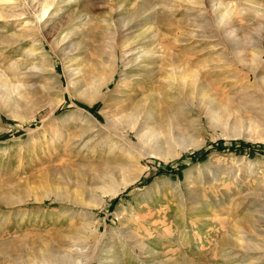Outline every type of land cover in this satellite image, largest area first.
Wrapping results in <instances>:
<instances>
[{"label":"rangeland","instance_id":"obj_1","mask_svg":"<svg viewBox=\"0 0 264 264\" xmlns=\"http://www.w3.org/2000/svg\"><path fill=\"white\" fill-rule=\"evenodd\" d=\"M231 2L224 19L234 45L211 0H0V13L25 16H0V71L14 82L0 106V264H24L15 258L48 247L68 253L54 264H264V0ZM41 3L50 4L45 15ZM127 47L165 58L155 66L158 83H146L158 89L188 72L192 96L168 108L159 89L157 110L170 109L160 110L159 129L169 142L119 171L121 150L100 141L120 144L116 126L99 128L88 116L105 124L103 113L114 114L124 91L116 88L131 71ZM209 59L228 62L216 80ZM66 65L100 79L113 70L97 89L108 101L89 105L93 84L73 88ZM24 80L35 88L20 87ZM212 104L218 118L206 111Z\"/></svg>","mask_w":264,"mask_h":264},{"label":"bare ground","instance_id":"obj_2","mask_svg":"<svg viewBox=\"0 0 264 264\" xmlns=\"http://www.w3.org/2000/svg\"><path fill=\"white\" fill-rule=\"evenodd\" d=\"M211 1L213 2V3H211V5L209 4V6L211 8V12H212L213 15H215V17L217 19L216 22H218V25L219 24H222V27H220V28H223V29L220 30L221 33H226L225 35L228 38L229 42H231L232 44L235 43L237 39H236V37H234V34H233L234 29L232 27L228 28V26L230 25V24L228 25V23H230L231 20H227L228 18L227 19H224L225 16L226 17L229 16L230 15L229 12L232 11V7H231V3L232 2H231V0H211ZM41 5H42V9L40 10V13L42 15H45L46 12L48 11V8H49L48 6L50 4L48 5V4L41 3ZM227 13H229V15ZM1 15L2 16L4 15L5 17L7 16V17H10V18H14V19L15 18L16 19H21V18L25 17L23 12H21V13H15L14 11H10V12L7 11L4 14L0 13V16ZM200 21H201V19H200ZM27 26H25V27H27ZM29 28H31V27H28L27 28V31H33V28H31V29H29ZM34 34L35 33H33V32L32 33H29L28 32V33H26V35L25 34H22V35L24 37H31ZM225 35H224V37H225ZM143 38H144V41H146V42L147 41L148 42L150 41V38L148 40L146 39L148 37H143ZM153 38H154V36L151 37V40ZM60 41H62V40H60ZM51 43L54 44L53 42H51ZM162 44H165V43H162ZM168 45L170 46V44H168ZM58 46H59V44H58ZM58 46H56V47L58 48ZM163 46H165V45H163ZM65 49L66 48H62L61 49V52L64 53V50ZM126 49H130V50H127V52H128L127 55L128 56L129 55L133 56L132 58H129L126 61L127 64H130L131 71H129L126 74V77L121 80V84L118 85L117 88H116V89H118L120 87H124V91L123 92L122 91H119V92H122V95H121L122 98L119 99V100H117V101L115 100L116 102L114 103V105H112V109L114 110V112H113L114 114H110V113L107 114L105 112L103 113L105 115V119H106V123L105 124H101L100 123V120L94 114H89V116H88L89 119H91V121H93L92 123H94L99 128L106 127L109 124H114L116 126V129L118 130V135H119V137L122 140V142L120 143V141L118 140L119 137L118 138L116 137L117 140H118V142L120 144L117 145V141L115 142V140H113L111 137H109V138H106L105 137L104 140H100V141H101V145H107L108 144L109 145V148H112V150L113 149L115 150V148H119L121 150V152H122L121 153L122 154L121 160H120L119 163L117 162L119 165L116 166V170H119V171H121V170L122 171L123 170L127 171V169L128 168H131V167L134 168V166L138 162H140V160L146 154H149V153H156V154L159 153L160 154V152L166 147L165 144L167 142H169L168 138H163L162 137V135L160 134V129H159L160 124H161V121H160V113L163 112L162 110H164L166 112H168L170 110V109H160L162 112H160V110H157V108L160 106V98H158V96H157L159 89L160 90L163 89L162 92L164 94L161 93L162 95H165V101H163V103H165L167 107L169 106L168 108H170V106H172L173 101L176 98H180V97L183 96V97H186V98L190 99V97L192 96V94H191L192 93V90H191L192 85H190L187 82L188 80H186V78H188V77L185 76L188 72H186L185 75L183 74L184 72L181 73V74H179L180 82L178 80H176V79H174V82L173 83H172V81L170 82V83L174 84L175 86L178 83H180L176 87H174L172 84H168V85H164V86L159 85L158 86V89H157L156 87H153V85H151L149 83H146L145 79H148V80H153L154 79L155 81L159 79L156 76V73H157V70H156L157 69L156 68L157 67V63H158V61H161V60H163L164 62L166 61L165 58L164 59L162 58V54L161 53H158V54H155L154 53L153 54L152 51H150V50L149 51L148 50L147 51H144V50L142 51L141 50L139 52H136V51H134L135 48H132L131 49V48H128L127 47ZM137 50H138V48H137ZM41 55L45 56L46 54L45 53L44 54L42 53ZM64 55H66V54H64ZM134 55H136V57H134ZM213 60L214 59H209L208 60V62H212V63H211V68L209 69L210 71H208L207 75L209 77L211 76V77H214V78L215 77H218V76L221 77V75L223 74L224 70H226V68H227L228 62L225 63V61H222L220 59H217L216 62H213ZM138 61H140V62H138ZM176 61H178V60H176ZM75 64H76V62H75ZM168 64H169V62H168ZM170 65H171V63L169 64V66ZM70 66L67 67V65H66L65 68H67V69H65V71L67 73L66 77L69 78V81L70 80L72 81L73 88H76V89H79L80 90V89H83L85 86L86 87L89 86V90H90L91 89L90 86L93 84L91 91H89V92L87 91L86 92L85 90H82V91H85L87 93L85 95V97H86V101H87V103L89 105H91V104L94 105L96 99H98V98H100L101 101H104V103H106L108 101V99H107L108 97L106 98L105 95L99 94L97 89H99L101 87L107 88L109 82L112 81L113 78H115L114 77V71L113 70H112V72L110 74H108V76H105L104 79H100L102 77V76L100 77V75L102 73H98L99 75H94L95 72L92 73V69L88 70V69H85V68L81 67L80 65H77L73 69H71ZM35 67L36 66H34V68ZM163 67H164V65H163ZM171 67H172V65H171ZM97 69L99 70V68H97ZM254 69L253 70H254V73H255L257 71V69L256 68H254ZM28 71L29 70H27V72ZM93 71H95V70H93ZM188 71L190 72L191 70L188 69ZM3 72H5V71H3ZM165 72H167V71H165ZM173 72H175V69L174 68H173V71H170V73H169L170 75L168 74V76L171 77V75H172ZM14 74L15 75H18L20 78L24 77L27 80H29L30 78H32L31 75H25L23 72L21 73L19 71V69L18 70L16 69L15 72H14ZM22 75H24V76H22ZM35 75L37 76V74H35ZM36 76H33V77H36ZM256 76L258 78V74ZM260 77L262 78V76H260ZM261 78H259V79H261ZM27 80H26V82L24 80L23 83H20V85L18 83L17 84L20 87L21 86L23 87V85H24L25 88H28V89L29 88H31V89L35 88V85H29L28 82H27ZM214 80H216V78ZM169 81H170V79H169ZM191 81H189V82H191ZM156 82L158 83V81H156ZM176 82H178V83L176 84ZM13 83L14 82L11 81V78H9V77L6 78L5 73L3 74L0 71V106L1 107L4 104L3 99H5V98H3V97H6V96L8 97L9 95H11L10 94L11 92L9 90V88H10L9 86L11 84H13ZM263 83H264V76H263ZM226 85H228V84H226ZM93 86H95L96 88L93 87ZM60 87H61L60 89H62V85ZM205 87H206V85L204 84V81H203L202 84H200V89H202V93L200 92V94L204 95L203 93L206 92V91H204L205 90ZM214 87H216V86H214ZM45 89L51 90V88L49 86H44V90ZM64 89L68 90L70 88L69 87L68 88L65 87ZM166 89L168 91L167 92L166 91L164 92V90H166ZM208 90H210V89H208ZM177 92H178V94H177ZM180 93L183 94V95H180ZM63 95L64 94H61L60 95L61 96V100L64 99L63 98ZM206 95H207V93H206ZM210 95H213V94L211 93ZM261 95L264 96V88H263V92L261 93ZM7 97H6V99H7ZM215 98L212 99V100H217ZM206 101H208V100H206ZM210 101H211V99H210ZM211 103H214V101L211 102ZM216 103H214V104H216ZM218 105H219V103H218ZM217 106H213V104H212L210 107L207 108L208 110H206L208 113L211 114V117L212 118H218V114H220V112L218 113L219 110H217V108H218ZM3 109H4V107H3ZM180 111H181V109H180ZM187 111H189V110H187ZM182 114H183V112H182ZM164 127H165V125H164ZM131 133H134L135 134V138L136 139L134 138V136H132ZM101 134H103V133H101ZM82 135L83 136L84 135L86 136V135H88V133L87 132H84ZM56 136L57 135H52L50 137V139L57 141V137ZM177 139H176V141H177ZM185 140H186V138H185ZM91 141H92V139H91ZM87 142L90 143L89 140ZM82 145H83V143H82ZM138 164L140 165V163H138ZM116 170L110 171L108 174H106V176L109 179H112L111 178L112 175H113L112 173L113 172L115 173ZM139 175H140V172H137V173H133V174L128 175V177H126V179L124 180L125 182L123 183V186L126 187L130 183L135 182V180L138 179ZM208 179H210V177H208ZM210 180H212V179H210ZM114 190L112 191L113 193H114ZM118 190H119V187L115 191H118ZM46 195H48V193H46ZM56 196L58 197V195H56ZM5 197H7V196H5ZM246 197H248V198L249 197H252L253 198V195H252V193H247V196ZM248 198H247V200H248ZM250 206H251V204H250ZM262 215L257 214L258 219L264 222V220H263L264 219V216H262ZM70 217L72 218V216H70ZM80 227H82V226H80ZM77 229L80 231L79 228H77ZM76 232H78V231H76ZM65 250L66 249L64 247L59 248L58 250L57 249L54 250L53 248L51 249L50 247H48L47 250H45V251L36 249L35 250L36 254L33 257L32 256H30V257H26L25 256L26 258H24V259H18V258H15V259H16V261L18 263L19 262L20 263L22 262L24 264H28V263H31V264H36V263L37 264H51V263L54 264V263H60L59 262L60 260L65 259L66 256H68L67 255L68 253H66Z\"/></svg>","mask_w":264,"mask_h":264}]
</instances>
